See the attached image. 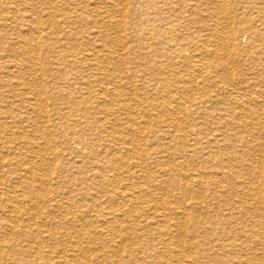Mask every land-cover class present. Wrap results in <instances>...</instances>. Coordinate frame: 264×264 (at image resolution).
I'll use <instances>...</instances> for the list:
<instances>
[{
    "label": "bare ground",
    "instance_id": "6f19581e",
    "mask_svg": "<svg viewBox=\"0 0 264 264\" xmlns=\"http://www.w3.org/2000/svg\"><path fill=\"white\" fill-rule=\"evenodd\" d=\"M0 264H264V0H0Z\"/></svg>",
    "mask_w": 264,
    "mask_h": 264
},
{
    "label": "rangeland",
    "instance_id": "374dc122",
    "mask_svg": "<svg viewBox=\"0 0 264 264\" xmlns=\"http://www.w3.org/2000/svg\"><path fill=\"white\" fill-rule=\"evenodd\" d=\"M22 22H23V21H22V20H20V23H22ZM22 24H23V25H25L26 23H24V22H23ZM23 29H24V28H23Z\"/></svg>",
    "mask_w": 264,
    "mask_h": 264
}]
</instances>
